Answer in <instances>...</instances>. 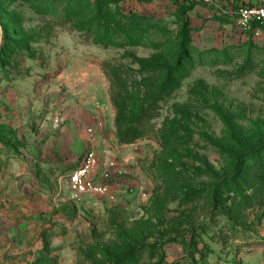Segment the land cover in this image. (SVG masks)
<instances>
[{"label":"rangeland","instance_id":"rangeland-1","mask_svg":"<svg viewBox=\"0 0 264 264\" xmlns=\"http://www.w3.org/2000/svg\"><path fill=\"white\" fill-rule=\"evenodd\" d=\"M186 1L0 0V264H264V27ZM182 35L154 131L121 144L103 64L150 100ZM90 147L118 181L57 197Z\"/></svg>","mask_w":264,"mask_h":264},{"label":"trees","instance_id":"trees-1","mask_svg":"<svg viewBox=\"0 0 264 264\" xmlns=\"http://www.w3.org/2000/svg\"><path fill=\"white\" fill-rule=\"evenodd\" d=\"M187 2L189 5L186 6ZM197 2L199 1L187 0L184 4V12L192 10L198 4ZM185 37L182 35L181 43L174 47L175 50H170L164 65L159 67L149 65L148 72L158 70L164 75L158 89L152 87L155 93L150 100L137 101L136 94L130 90L128 85H118L117 82H120L122 78L119 71L109 68L110 63L103 64L102 70L111 83L110 101L115 111L114 125L121 144L134 143L148 137L154 131L153 120L157 117L159 108L157 103L174 90L175 74L186 53ZM133 104H136V110Z\"/></svg>","mask_w":264,"mask_h":264},{"label":"built area","instance_id":"built-area-1","mask_svg":"<svg viewBox=\"0 0 264 264\" xmlns=\"http://www.w3.org/2000/svg\"><path fill=\"white\" fill-rule=\"evenodd\" d=\"M231 13L235 27L241 31L264 27V3H241ZM117 175V163L114 159L102 161L96 149L87 148L79 164L58 183L57 197L77 202L87 196H105L118 181Z\"/></svg>","mask_w":264,"mask_h":264},{"label":"crops","instance_id":"crops-1","mask_svg":"<svg viewBox=\"0 0 264 264\" xmlns=\"http://www.w3.org/2000/svg\"><path fill=\"white\" fill-rule=\"evenodd\" d=\"M215 0H210L208 1L209 3H213ZM239 2H241L242 4H263L264 0H238ZM237 1V2H238ZM240 3V4H241ZM230 11V10H229ZM70 171V170H69ZM68 171V172H69ZM68 174V173H67Z\"/></svg>","mask_w":264,"mask_h":264}]
</instances>
